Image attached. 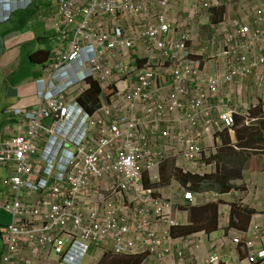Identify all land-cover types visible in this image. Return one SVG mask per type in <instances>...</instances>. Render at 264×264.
Returning a JSON list of instances; mask_svg holds the SVG:
<instances>
[{
	"label": "built area",
	"instance_id": "built-area-1",
	"mask_svg": "<svg viewBox=\"0 0 264 264\" xmlns=\"http://www.w3.org/2000/svg\"><path fill=\"white\" fill-rule=\"evenodd\" d=\"M31 2L15 0V9ZM54 2L70 37L35 81L37 106L14 108L22 123L0 140V209L11 215L1 264H85L101 245L142 264H176V256L186 264L206 233L175 236L178 208L161 193V172L181 161L200 172L210 154L204 139L234 131L237 111L218 100L264 67V0ZM237 2L252 4L249 22L233 16ZM205 25L210 34L195 50ZM93 85L88 110L79 100ZM250 234L248 263H263L255 247L264 221Z\"/></svg>",
	"mask_w": 264,
	"mask_h": 264
},
{
	"label": "crops",
	"instance_id": "crops-1",
	"mask_svg": "<svg viewBox=\"0 0 264 264\" xmlns=\"http://www.w3.org/2000/svg\"><path fill=\"white\" fill-rule=\"evenodd\" d=\"M15 7L13 0H0V18H5L0 22L1 141L12 137L22 123L14 108L30 110L37 106L35 81L42 77L53 51L70 37L66 32L69 27L58 25L54 0H32L26 9ZM251 9L252 4L237 2L233 16L240 23L249 22ZM200 33L199 41L193 46L195 50L209 36L210 27L202 26ZM44 51L49 52V58L42 63L45 56L35 54ZM218 104L237 111L235 131L224 129L216 138L204 139L210 154L200 166V172L186 161H181L179 166L170 163L161 172L164 179L161 193L178 208L181 226L174 231L175 236L206 233L201 247L194 254L186 253V264H201L213 256H220L229 264H249L245 241L251 236V227L264 221V67L226 87ZM3 175L0 169V198L6 194ZM185 187L195 192V205L185 201ZM186 210L188 216L184 215ZM10 222L11 215L0 209V264L4 253L2 232ZM237 237L242 241L239 248L234 244ZM96 247L100 252L95 254L98 258L95 260L92 254L89 264H102L103 259L113 257H104L105 245ZM261 249H264V235L256 239L255 250ZM174 250L178 255L181 249ZM39 264L57 263L51 260Z\"/></svg>",
	"mask_w": 264,
	"mask_h": 264
},
{
	"label": "trees",
	"instance_id": "trees-1",
	"mask_svg": "<svg viewBox=\"0 0 264 264\" xmlns=\"http://www.w3.org/2000/svg\"><path fill=\"white\" fill-rule=\"evenodd\" d=\"M43 53V54H41ZM41 55H44L45 58L41 61L42 63L46 62L47 58H49V52L44 51L35 54L36 57H39ZM97 87L96 85H93V89L86 93L83 97L80 98V101L82 104L88 107V110H93L96 107L97 104ZM106 260L103 259L102 263H104ZM121 264H141V259L137 257H125V259L121 262Z\"/></svg>",
	"mask_w": 264,
	"mask_h": 264
},
{
	"label": "rangeland",
	"instance_id": "rangeland-1",
	"mask_svg": "<svg viewBox=\"0 0 264 264\" xmlns=\"http://www.w3.org/2000/svg\"><path fill=\"white\" fill-rule=\"evenodd\" d=\"M72 27H69V28H67V31L66 32H68V34H70L71 33V31H72ZM6 140V137H4L3 138V141H5ZM4 175H7L6 174V171L4 172ZM3 175V176H4ZM96 253H100L98 250H97V247L95 246V247H93L92 248V250H91V253H90V256L92 255V254H94V256H95V254ZM90 256L88 257V259H87V261H86V264H89L88 263V261H90L91 260V258H90ZM98 258V255H96L95 256V260ZM125 259V257H109V259H107L104 263H102V264H121V262L123 261Z\"/></svg>",
	"mask_w": 264,
	"mask_h": 264
},
{
	"label": "clouds",
	"instance_id": "clouds-1",
	"mask_svg": "<svg viewBox=\"0 0 264 264\" xmlns=\"http://www.w3.org/2000/svg\"><path fill=\"white\" fill-rule=\"evenodd\" d=\"M14 2H15V0H13ZM26 9V8H25ZM222 12L223 11H220L219 13H218V15L221 17V14H222ZM207 39V38H206ZM80 101V100H79ZM80 103H82L81 101H80ZM85 105V104H84ZM236 125H237V119H236ZM234 131H235V128H234ZM191 190V189H190ZM193 191V190H192ZM194 192V191H193ZM194 194H195V192H194ZM195 196H196V194H195ZM91 253V252H90ZM89 256H90V254H89ZM88 256V257H89ZM108 256H113V257H137V258H140L141 259V264L143 263V259H142V257H139V256H116V255H114V254H112V253H109V252H106V254H105V256L104 257H108ZM88 257H87V259H88ZM87 259H86V261H87ZM86 264V263H85ZM229 264V263H228Z\"/></svg>",
	"mask_w": 264,
	"mask_h": 264
}]
</instances>
